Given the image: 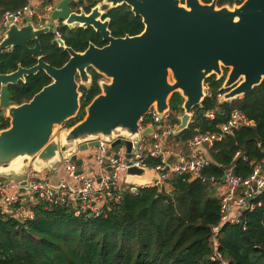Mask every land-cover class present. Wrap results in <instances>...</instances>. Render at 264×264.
Wrapping results in <instances>:
<instances>
[{
    "label": "water",
    "instance_id": "95a60500",
    "mask_svg": "<svg viewBox=\"0 0 264 264\" xmlns=\"http://www.w3.org/2000/svg\"><path fill=\"white\" fill-rule=\"evenodd\" d=\"M72 1L77 0L53 1L45 27L26 19L21 25L11 24L0 40V53L21 49L37 61L31 67L19 65L11 73L0 72V105L10 121L0 131L1 182L26 178L31 163L38 173L39 168L56 169L65 160H72L78 168L76 175H83L80 154L101 141L111 144L115 157L123 146L131 152V140L138 143L153 133L152 128L140 131L144 117L154 109L163 118L175 93L184 99L173 133L178 136L189 128L194 110L207 96L205 82L212 76L225 78L220 104L243 98L264 82V0L232 6L219 5V0L208 4L201 0H105L110 9L127 5L142 19L144 32L125 38L112 37L109 20H98V7L88 15L78 14L70 7ZM57 22L69 29L92 28L109 46L99 49L91 44L84 53H77L63 39H56L53 44L68 52L70 59L61 68L51 66L42 54V40L54 34ZM89 67L108 82L101 83V94L85 107L84 119L68 128L81 111L76 76L86 86ZM39 72L51 83L30 101L12 104L11 88ZM203 148L204 158L216 164ZM127 174L144 176L145 170L131 168ZM29 200L27 196L24 205Z\"/></svg>",
    "mask_w": 264,
    "mask_h": 264
},
{
    "label": "trees",
    "instance_id": "16d2710c",
    "mask_svg": "<svg viewBox=\"0 0 264 264\" xmlns=\"http://www.w3.org/2000/svg\"><path fill=\"white\" fill-rule=\"evenodd\" d=\"M30 1L0 0V22L5 12L18 10ZM201 1L208 4L212 0ZM225 3L219 0L220 5ZM112 11L113 36L142 31V19L134 18L128 6ZM121 13L127 22L139 21L138 26L120 25L117 17ZM61 31L67 46L77 52H83L96 35L91 28L75 30L63 26ZM54 39L53 34L43 37V54L51 66L60 68L69 60V54L53 44ZM35 63L21 49L0 53L3 74L14 72L19 65L31 67ZM224 80L216 76L206 80L207 96L194 110L189 128L176 141L187 143L198 132H218L235 110L246 114L255 126L243 127L208 148L216 164L210 163L199 178L165 171L169 173L170 193L158 186L138 187L136 192L130 187L122 193L119 203L106 200L99 217L90 211L77 216L72 207L43 201L29 202L20 219L0 212V264H264V194L255 211L243 215L242 224L222 225L217 237L219 246L215 248L213 229L221 221L219 188L226 171L233 168L236 176L246 179L264 160V82L243 98L220 104L218 96L224 94ZM50 83L44 72L29 77L26 83L11 88L12 104L30 101ZM99 94L98 87L82 94L81 112L68 122V128L84 119L85 107ZM183 104L182 96L173 94L172 123L179 124ZM208 113H214V119L208 118ZM0 114L1 131L10 126V121ZM160 162L153 157L145 160L151 169ZM211 177L215 183L203 181ZM215 253L222 259L214 261Z\"/></svg>",
    "mask_w": 264,
    "mask_h": 264
},
{
    "label": "built area",
    "instance_id": "2783aa9c",
    "mask_svg": "<svg viewBox=\"0 0 264 264\" xmlns=\"http://www.w3.org/2000/svg\"><path fill=\"white\" fill-rule=\"evenodd\" d=\"M225 1V4L231 6L245 2V0ZM42 7H44L42 3H33L31 0L18 10L5 12L0 22V40L11 24L21 25L26 19L31 20L39 28L45 27L49 23L48 15L52 7L46 6L44 12H41ZM206 91H208L207 86ZM222 96L223 94H220L218 98L220 99ZM0 113L5 116V109L1 105ZM207 117L214 119V113H208ZM178 125L172 123L170 111L161 118L154 109H151L140 123V131L152 128L153 133L149 137H142L138 143L131 140V152H128L127 148L123 146V152H121V149L118 153L119 157H115L111 144L101 141L100 145L94 148L92 157L102 171L107 172V169L110 168L111 172L109 174L103 172L105 175H102L99 180L86 175L85 172L83 175H76L78 168L75 163L72 160L63 161L66 174L78 182L79 186L77 187H71L64 181L53 185L47 180L31 175L33 173H29L28 177L21 181H0V212L13 218L20 219L24 217L27 207L24 203L28 196L30 200L27 204L43 201L50 205L72 207L77 216L90 211L95 217H99L104 212L105 204H102V201L120 202L122 193L126 189L123 185V174L127 173L129 169H143L145 173L147 170H153L159 173L158 181L155 182L154 186L167 182L169 173L189 174L193 179L199 178L204 169L210 165V162L204 158L203 146H206L207 151L216 141L233 135L243 127H253L255 123L243 112L235 110L231 113L227 122L219 126L218 132L213 134L198 132L193 135L188 141L189 156L178 164H171L166 157L165 147ZM128 154L130 155L129 158L127 157ZM85 157L87 156L83 157L84 160ZM148 157L158 158L161 162L151 169L145 163ZM165 171L169 173L167 174ZM203 181L216 182L213 177L204 178ZM223 186L224 191L220 193L221 221L220 225L213 229L215 248L219 246L217 237L222 225L228 223L242 224L243 215L255 211L259 206L258 199L264 194V160L254 167L252 174L246 179L236 176L233 168L227 170ZM138 187L140 186H133L132 189ZM22 190L24 193L21 192ZM35 194H38V197H35ZM212 259L214 261L221 260L222 257L220 254L215 253Z\"/></svg>",
    "mask_w": 264,
    "mask_h": 264
},
{
    "label": "crops",
    "instance_id": "0c3cea01",
    "mask_svg": "<svg viewBox=\"0 0 264 264\" xmlns=\"http://www.w3.org/2000/svg\"><path fill=\"white\" fill-rule=\"evenodd\" d=\"M32 2L33 3H42L44 7H46V6L52 7L53 6V4L51 5L49 3H46L47 0H32ZM44 7H42V9H40L41 12H44L43 11ZM171 137H174L176 139L177 136L172 135ZM170 138L168 139V144L165 147L166 157L169 159L171 164H178L183 159L187 158L190 154V150L188 149L189 148L188 142H187V144H185V146L187 145L186 146L187 150H185L183 147H181L180 144H176V147H178V149H176L173 146L172 147L168 146L170 144V142H169ZM93 153H94V151H93ZM93 153H89V152H86V154L82 153L80 155V157L87 156V157H85L84 164H83V170H84L85 174L99 180L102 175H105V173H107V174L110 173V168L107 169V172L102 171L99 168V166L97 165V163H95L93 161V157H92ZM39 170L40 171L37 173L34 170L33 163H31L29 170H28V174L33 173L31 175H34L35 177H37L39 179L47 180L53 185L59 184L60 182L64 181L65 183H67L71 187L79 186L78 182L75 179L69 177L66 174L65 169L63 167V164L58 166L56 169L39 168ZM103 172H105V173H103ZM145 174H147L148 176H146L145 181L142 183V182L137 180V178H139L141 176H129L127 173H124L123 174V180H124L123 185H124V187L126 189H128V188L133 187V186H140V187H142V186H154L155 182L158 181L159 173H157L156 171H153V170H147ZM16 178H17V180L14 179L13 181H21V180L26 179V178H19V177H16ZM161 185L168 193H170L172 191L171 185L168 184L167 182L161 183ZM219 191H220V193H222L224 191L223 185L220 186ZM101 203L105 204L106 201H102Z\"/></svg>",
    "mask_w": 264,
    "mask_h": 264
},
{
    "label": "flooded vegetation",
    "instance_id": "af4514ba",
    "mask_svg": "<svg viewBox=\"0 0 264 264\" xmlns=\"http://www.w3.org/2000/svg\"><path fill=\"white\" fill-rule=\"evenodd\" d=\"M53 1L55 0H48V2L51 3V5L53 4ZM57 1V0H56ZM54 6V4H53ZM52 6V7H53ZM122 6H127V5H122ZM120 6V7H122ZM70 7L72 9L73 12L75 13H78L80 14L81 11L84 12L86 15L90 14L92 9H94L95 7H98L99 9V12H100V17L98 20H101L102 22H105L106 20H109V30L111 31V24H112V15L110 14L111 12H113L112 10L114 9H117V8H120V7H117V8H112L110 9L108 4H105V0H77L76 2L75 1H72L71 4H70ZM130 8V7H129ZM131 10V8H130ZM132 12V10H131ZM134 15V14H133ZM134 18L136 19H141L140 17H136L134 15ZM117 19H119L120 21V25L123 23V24H130V27H136L138 26L139 24V21H136V20H132L130 22H127L126 21V16L124 13H121L120 15H118ZM142 22V20H141ZM143 23V22H142ZM144 25V24H143ZM63 27L62 23L61 22H57L55 23L54 25V29L52 30L53 31V35L55 37L54 40L56 39H63L64 40V35L61 31V28ZM78 29V28H75V30ZM89 29V28H88ZM92 29V28H91ZM144 29H145V26H143V29L142 31L139 33V34H134V35H131V34H126L125 36H121V37H115L113 36L112 32H111V35L112 37L114 38H125L127 36L129 37H135V36H139L141 35L143 32H144ZM95 32V31H94ZM58 34V35H57ZM65 42V40H64ZM88 46L87 48L83 51V52H77L76 50H74L72 47V49L77 52V53H84L89 47L91 44L95 45L97 48L99 49H103L107 46H109V43L105 42L102 38L101 35L97 34L94 35V40L93 39H90L88 41ZM65 45L67 46L66 42H65ZM69 47V46H68ZM64 50V49H63ZM65 51V50H64ZM9 53H14L15 51H8ZM68 53V52H67ZM43 54V53H42ZM69 54V53H68ZM44 55V54H43ZM45 56V55H44ZM69 59H70V55H69ZM45 61H46V56H45ZM69 61V60H68ZM67 61V62H68ZM47 62V61H46ZM66 62V63H67ZM37 63V61H36ZM35 63V64H36ZM48 63V62H47ZM65 63V64H66ZM49 64V63H48ZM64 64V65H65ZM50 65V64H49ZM63 65V66H64ZM62 66V67H63ZM61 68V67H60ZM87 73L89 75V82L87 83L86 86H90L89 89H86V86L82 85L80 83V78H79V74L76 76L77 78V82L79 83L80 85V88H79V91L84 95V92H90L94 87H98L100 89V94L102 92V88H101V83L103 82H107L106 78L101 75L96 69H94L93 67H89L87 69ZM99 94V95H100ZM82 97V96H81ZM81 109H82V104H81ZM85 110V109H84ZM81 112V111H80ZM80 114V113H79Z\"/></svg>",
    "mask_w": 264,
    "mask_h": 264
},
{
    "label": "rangeland",
    "instance_id": "374dc122",
    "mask_svg": "<svg viewBox=\"0 0 264 264\" xmlns=\"http://www.w3.org/2000/svg\"><path fill=\"white\" fill-rule=\"evenodd\" d=\"M107 80V79H106ZM107 82H108V80H107ZM65 130V128L63 129H58L57 131H56V134H55V139H59V137H60V134H61V132L62 131H64ZM176 141V139L174 138V137H171L170 138V140H169V142H170V144L168 145L169 147L171 146H173V147H175L176 149H178V147H176V144H180V146L181 147H183L185 150H187V145L185 146V144H187V143H182V142H175ZM189 149V148H188ZM93 151H94V148H91L88 152L89 153H93ZM121 152H123V149L121 150ZM82 154V153H81ZM94 160V159H93ZM94 162H95V160H94ZM146 176H148L147 174H145L144 176H141V177H139L137 180L138 181H140V182H144L145 181V178H146Z\"/></svg>",
    "mask_w": 264,
    "mask_h": 264
}]
</instances>
